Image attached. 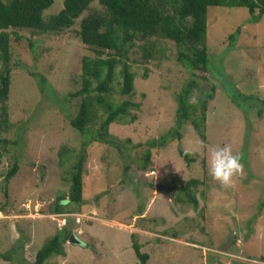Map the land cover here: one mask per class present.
<instances>
[{"label": "rangeland", "instance_id": "rangeland-1", "mask_svg": "<svg viewBox=\"0 0 264 264\" xmlns=\"http://www.w3.org/2000/svg\"><path fill=\"white\" fill-rule=\"evenodd\" d=\"M62 7L63 0H53L43 15ZM81 17L60 33L16 30L25 41L15 54L26 69L43 74L55 93L40 92L24 70L10 75L7 122L0 109V253L11 258H0V264H35L36 252L55 234L64 240L65 256L54 255L43 264H139L132 234L149 255L147 264H264V15L252 23L246 8H207L208 79L191 95L198 98L210 85L216 89L207 107L205 142L188 122L180 140L149 146L174 127L175 94L189 73L176 60L172 41L157 39L155 58L147 63L142 42H136L130 53L134 93L114 94L116 101L140 104L131 111L136 120L109 125L111 136L121 142L118 147L88 146L83 202L65 200L56 212V199H67L71 163L84 139L69 123L80 100L68 97L80 88L81 59L90 54L78 35ZM237 28L229 48L228 35ZM233 91L252 97H238L237 105L230 98ZM224 145L242 165L227 187L208 171L209 150ZM62 147L74 152L68 160L60 161ZM179 148L195 161L187 164ZM15 162L17 172L5 196L4 178ZM190 178L203 181L192 191L197 208L178 188ZM156 184L178 187L158 191ZM71 234L80 244L69 242Z\"/></svg>", "mask_w": 264, "mask_h": 264}, {"label": "trees", "instance_id": "trees-1", "mask_svg": "<svg viewBox=\"0 0 264 264\" xmlns=\"http://www.w3.org/2000/svg\"><path fill=\"white\" fill-rule=\"evenodd\" d=\"M93 2L97 6H91ZM53 0H0V109L2 121H8L5 103L9 95L10 75L14 70H24L35 78L40 92L54 94L45 76L25 68L21 56L15 48L25 39L16 30L24 29L37 33H60L79 22L78 35L82 48L90 54L81 59L80 88L68 93L70 98H79L78 110L69 118L70 125L84 137L81 149L74 155L69 177L70 185L67 199L59 197L54 202L55 211L61 212L65 200L75 204L83 202V176L88 154L87 148L93 143L118 147L120 141L108 131L112 123L131 124L136 120L131 111H138L140 104L129 99L116 101L114 94L131 96L134 93L135 72L131 69L130 53L136 42L141 44L142 61L147 63L155 58L154 47L157 39L172 41L176 46V60L187 69L188 80L175 94V124L172 129L156 140L150 147L163 148L170 139L182 138L181 130L190 123L202 142L206 141L205 123L208 103L214 98L215 86L202 90L198 104H190L189 98L199 88L201 81L208 79L209 54L207 47V8L243 7L250 14V22L257 23L264 15V0H63V7L54 15L44 17L43 12ZM239 28L228 35V47L234 45ZM153 38V39H152ZM31 50L34 43L26 41ZM16 55V56H15ZM15 57V58H14ZM18 58V59H17ZM148 77L145 68L142 78ZM230 94L232 102L238 97L250 99L252 96ZM264 104V101H262ZM263 109L260 108L258 116ZM148 153V152H147ZM146 153V154H147ZM74 152L66 147L60 148V161L68 160ZM179 156L187 164L195 158L181 148ZM149 158V153L147 154ZM15 162L4 178L6 184L17 172ZM203 181L188 179L178 188L186 194V201L197 208L198 202L192 193ZM132 249L139 264H147L148 253L141 251V245L131 235ZM63 238L55 234L38 249L35 264H43L54 255L65 256ZM0 258L10 260V255L0 253Z\"/></svg>", "mask_w": 264, "mask_h": 264}, {"label": "clouds", "instance_id": "clouds-1", "mask_svg": "<svg viewBox=\"0 0 264 264\" xmlns=\"http://www.w3.org/2000/svg\"><path fill=\"white\" fill-rule=\"evenodd\" d=\"M198 104L197 96L193 95L188 101ZM240 157L234 154L230 145L214 147L208 153V171L211 177L222 186H229L234 176L241 171Z\"/></svg>", "mask_w": 264, "mask_h": 264}, {"label": "water", "instance_id": "water-1", "mask_svg": "<svg viewBox=\"0 0 264 264\" xmlns=\"http://www.w3.org/2000/svg\"><path fill=\"white\" fill-rule=\"evenodd\" d=\"M178 186L176 185H164V184H156L155 185V188L156 190L158 191H173L177 188ZM69 242L71 243H79L80 244V241L74 236V234H71L69 236Z\"/></svg>", "mask_w": 264, "mask_h": 264}, {"label": "built area", "instance_id": "built-area-1", "mask_svg": "<svg viewBox=\"0 0 264 264\" xmlns=\"http://www.w3.org/2000/svg\"><path fill=\"white\" fill-rule=\"evenodd\" d=\"M27 207H29V205ZM77 220L79 221V218ZM62 223L64 224L65 222L63 221Z\"/></svg>", "mask_w": 264, "mask_h": 264}]
</instances>
